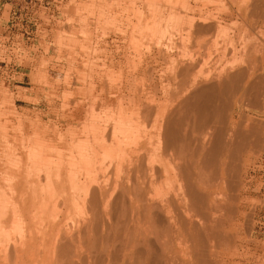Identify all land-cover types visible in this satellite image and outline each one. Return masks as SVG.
Returning a JSON list of instances; mask_svg holds the SVG:
<instances>
[{"label":"bare ground","instance_id":"6f19581e","mask_svg":"<svg viewBox=\"0 0 264 264\" xmlns=\"http://www.w3.org/2000/svg\"><path fill=\"white\" fill-rule=\"evenodd\" d=\"M170 1V14L164 20L167 24L163 20L158 22L156 17L143 22L145 16L143 21L140 16L134 17L135 23H122L121 28L117 25L115 30L121 32L119 42L122 44L114 43L120 59L117 64L121 67L120 64L127 61L131 65L129 68L136 72L134 94H130L133 79L127 77L115 90L104 92L102 88L101 106L99 100L86 107L77 106L61 118L68 125L72 120L82 121L86 114L91 124L85 122L79 131L67 132L68 136L62 135L61 130L55 150L50 154L54 155L53 161H48V155L43 158L41 150L38 151L41 153L32 151L27 165L23 164L25 167L19 166L22 169L15 168L12 172H7L8 168L4 172L6 177L16 171L8 175V184L7 180L5 184L2 179L0 181L1 186L8 185V190L0 186V264L223 262L218 260L219 243L232 244L230 231L233 229L229 227V231L227 224L229 232L218 230L225 226L220 222L222 216L215 218L216 191L209 190L207 182L220 177L229 187H234L237 180L233 178L238 174L237 154L247 147L250 136L258 135L256 130L242 129L235 122L237 105L231 98L238 93L241 98L250 96L251 99L252 96L259 101L256 98L264 90L258 81L252 82V74L259 68L264 51V42H260L262 33L255 21L264 10V0H227L222 12L215 15H206L201 8L178 0L186 22V28L180 32L186 31V36L179 34L177 47L185 49L187 41L195 48L194 52L188 51L179 59L169 54L175 49L178 13L173 8L179 3L173 6ZM228 19H238L242 23L240 54L231 55L224 64L203 74L202 67L208 61L200 53V38ZM165 35L169 40L163 47L158 37ZM147 37L154 42L159 40L153 45L155 51L151 61L136 58L139 45H143L140 42ZM227 51L223 55L226 56ZM165 62L168 67L157 82L161 94L155 97L153 90H149L153 93L145 98L138 84L144 82L151 67L154 70L151 63ZM171 87L175 92L169 91ZM152 89L156 88L152 86ZM128 103L130 108L131 104L135 105L129 108L134 110L129 115L131 118L125 115L127 107L122 108ZM97 107L105 118L94 122ZM59 126L63 127L60 123ZM99 157L109 160L106 159L112 170L110 182L97 177ZM169 178L175 183L166 190L160 188ZM225 206L229 213L233 210L228 204V208ZM220 225L223 227L218 228Z\"/></svg>","mask_w":264,"mask_h":264},{"label":"rangeland","instance_id":"374dc122","mask_svg":"<svg viewBox=\"0 0 264 264\" xmlns=\"http://www.w3.org/2000/svg\"><path fill=\"white\" fill-rule=\"evenodd\" d=\"M146 1H149V3ZM151 1L0 0L1 182L3 180L5 184L7 180L6 183L8 184V180L10 179L8 175L16 172L8 173L5 177L4 172L8 168L7 172H12L15 168L22 169V167L27 165L28 161L26 162V160H28L31 154L29 152L41 153L43 151L45 155L42 154V157L44 158L48 155L49 160L47 159L48 156L45 160L53 161L52 157L54 155L50 156V154L55 150L54 148L61 130L62 135L68 136L72 130L73 132L75 130L79 131L85 122L88 125L91 124L86 114L82 117V121L79 120L77 122L76 120H72L68 125L67 122L63 123L61 118H65L77 106L86 107L98 100L101 106L100 97L102 96V88V91L110 92V89L115 90L121 87L125 83L126 77L133 79L136 76L135 70L132 67L129 68L131 65H128L127 61H122L127 64L122 63L120 64L121 67L117 64L120 59L116 56V49L118 48L116 45L121 46L122 44L119 42L121 32L118 29L119 32L115 30L118 26L121 28L122 23H135L137 19L134 17L140 18V16V20H144L143 22H147V20L151 21L153 18L155 20L156 17L158 22L163 20V23L166 22L164 24H167V21L164 20H167L170 14L171 7L168 6V4L170 5L169 0H158L159 2L157 1V3L155 0ZM171 1L173 2L171 5L175 6L178 0H175V2ZM178 2L176 8H173L174 10L177 9L178 13L175 24L176 35L174 37L176 50L174 49L175 52L169 53L175 59H179L182 54L188 51L191 53L195 50L192 47V43H187V41L185 42L187 49L186 46L185 49H178L177 47L180 43L179 34H182L180 31L186 28L184 13L180 9L182 4L180 1ZM185 2H188L187 4L190 7L201 8L202 12L206 15L219 14L227 5V0H186ZM154 6L156 7L154 8ZM149 8L153 9L149 10ZM136 10L139 14L142 12V15L136 16ZM139 10L140 12H138ZM152 12L153 14H151ZM154 13L158 14V16H154ZM143 16H145L146 21ZM164 17L165 19H163ZM258 17L260 18H256L255 20L257 22L256 27L262 33L260 42H264V10L263 12H259ZM241 24V21L238 19H228L220 24L222 26L219 27L220 29H215L200 38V53H203L202 55L205 56L206 62L208 61V64L206 63L202 67L201 71H203V74L215 66L218 67L220 64H224L231 58V55L238 56L240 54L239 52L242 49L241 38H243V26ZM167 35L163 36L164 38L158 37L160 41L154 39L155 42L150 37L145 38L146 40L143 39L140 42H143V45H139L140 51H137L136 58L142 57L143 60L147 58V61H151V56L155 51L153 47L156 46L155 44L158 41L165 47L167 45L166 42L168 43L169 40ZM182 36H186V31L183 32ZM232 39H234L233 42ZM230 41L233 47L230 46ZM262 42L261 44H263ZM208 48L209 50H207ZM262 48L264 49V44ZM226 49H228L229 55L226 53L227 55L225 56L223 53L226 52ZM261 54V63L257 71L252 74V82L255 81L254 83H257L258 81L259 87L261 86L264 89V51ZM149 56L151 59H148ZM136 58L134 57V59ZM150 65L154 67V70L151 67V71L145 75L144 82L138 84L139 92L145 98L151 96L153 92V96L155 95V97L161 94L157 82H160L162 73L168 67L167 62L158 65L151 63ZM156 78L158 79L156 80ZM133 81L132 85H134L131 93L129 92L130 94H134L135 91V78ZM152 86L156 89H152ZM149 90H153V92H149ZM173 90L172 87L169 89L170 92H173ZM262 91V95L260 94L256 98L259 101H255L252 96L251 99L250 96L241 98L238 93L234 94L231 98V101L237 105L234 118L238 126L245 130L252 128L251 130L258 132L257 136L249 137L247 147L240 154H237L239 158L238 174L237 177L233 178L234 181L237 180L235 181L236 185L229 187L220 177L217 178L218 181L215 179L216 182L211 178L209 181L207 180V184L210 187L209 190L216 191L215 198L218 210L214 213L216 215L215 218L222 216L221 220L223 221L220 218L218 219L220 222L225 223H222L225 227L220 225L218 228L223 227L222 229H225L228 224L227 228L233 229L232 231L229 229L233 237H231L233 242H230L232 244L226 246L225 242H221L219 243L221 246H218L220 252L219 249L218 251L216 250L217 253L219 252L218 260L220 262L223 261L221 264H264V90ZM125 104H123L122 108L126 109L125 107H127V111H130L129 113L125 112V115L127 116L128 114L129 118V115L134 111L130 109L135 108V105L134 103L131 104L130 108V103ZM97 108L94 122L99 121L98 118H105L102 114L103 111L101 112V109ZM59 123L63 125L62 128L59 126ZM69 128L71 129L69 130ZM67 132L69 133L66 134ZM39 150L41 152H38ZM106 159L109 161L108 158L99 157V162L97 163L99 174L97 177L111 181L112 170L109 169L110 167ZM165 160L169 165V160L167 158ZM48 161L45 162L47 163ZM25 163L26 165H23ZM39 163L42 164V162ZM101 169L102 171H100ZM2 177H9V179L4 178V180ZM171 178L162 182L160 188L165 189L167 186L175 183ZM2 186V188L8 190V185L2 184ZM227 204L233 209L230 210V213L228 209H224L223 207L228 208ZM228 221L232 223L233 227ZM227 228L225 230L221 228L218 230L224 233L228 231ZM221 254L223 255L222 259Z\"/></svg>","mask_w":264,"mask_h":264}]
</instances>
